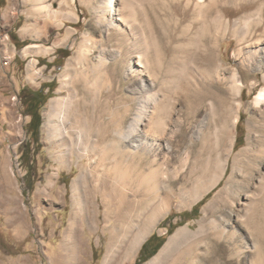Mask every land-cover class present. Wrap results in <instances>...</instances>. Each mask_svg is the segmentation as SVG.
Listing matches in <instances>:
<instances>
[{
    "label": "bare ground",
    "instance_id": "6f19581e",
    "mask_svg": "<svg viewBox=\"0 0 264 264\" xmlns=\"http://www.w3.org/2000/svg\"><path fill=\"white\" fill-rule=\"evenodd\" d=\"M131 1L126 2L127 16L120 12L116 0H101L96 8L99 23L107 31L115 29L120 41L128 43L127 53L90 46L85 39L78 57L61 75V89L68 90L69 95L53 99L45 114V134L58 164L67 166L72 155L80 159L81 172L72 182L73 218L66 235L73 255L69 264H82L80 235L85 233L82 227L86 219L98 212L97 199L108 215L114 213L106 229L110 241L101 264L130 263L152 228L169 212L171 196L179 190L183 199L188 197L186 187L176 189L183 178H172L170 164L165 166L160 159L170 153L172 142L180 147L189 143L188 150L198 143L205 147L212 139L216 157L209 166L211 180L206 186L198 179L197 187L189 194L193 202H199L217 188L213 199L204 208L196 229L190 225L179 229L147 264H245V250L253 253L251 264H264V121L249 120L247 145L234 152L236 138L231 132L243 106L239 98L244 83L240 70L222 71L218 64L222 25L218 7L222 0H200L192 8L190 1L185 4L182 20L186 22L190 16L193 19L183 35L192 33L196 21L212 17L209 33L202 34L199 27L190 37L189 45L198 42L201 53L190 51L189 59L175 54L170 61L168 54L159 52L156 46V32L149 22L151 13L141 9L146 27L138 29ZM50 13L56 14L52 10ZM253 45L244 46V61H256L255 68L263 71L264 47L254 52ZM91 47L98 54L88 69ZM128 55L134 57H124ZM120 59L126 64L123 78L128 82L129 96L114 73L115 64L110 65ZM197 59L201 67L196 65ZM74 82L77 91L72 87ZM179 92L186 96L180 121L172 118L174 96ZM263 102L264 89L255 105ZM206 104L209 113L204 112ZM216 116L219 125L211 132ZM169 125L179 126L172 141L165 140ZM224 179L226 184L218 188ZM241 197L243 204H239ZM239 227L249 230L251 241L239 232ZM202 245L208 248L201 251Z\"/></svg>",
    "mask_w": 264,
    "mask_h": 264
},
{
    "label": "rangeland",
    "instance_id": "374dc122",
    "mask_svg": "<svg viewBox=\"0 0 264 264\" xmlns=\"http://www.w3.org/2000/svg\"><path fill=\"white\" fill-rule=\"evenodd\" d=\"M127 1L116 0L120 12L125 16L128 15ZM188 1L191 2L192 8L200 0L131 1L135 6L134 20L139 24L138 29L146 27L141 16L142 10L151 13L148 21L156 32V46L159 52L163 50L168 54V61L175 54L189 59L190 51L201 53L198 42V46L189 45L192 42L190 37L199 27L203 29L202 34L209 33L208 22L212 17L196 21L192 33L183 35V30L193 19L190 16L186 22L182 20V12ZM100 2L101 0H41L38 3L34 0H0V264H69L73 260V255L67 247L66 235L73 218L72 182L81 172L80 159L72 155L70 164L60 166L55 159L52 143L46 137L44 123L52 100L69 95L68 90L61 89V75L66 71L68 63L76 60L85 39L89 40L90 46L98 45L104 49L127 53L128 43L120 41L122 38L116 30L107 31L105 25L99 23L96 8ZM202 2L209 3L210 0ZM218 9L222 15V29L220 28L218 34V64L222 66V71L240 70L244 83L242 96L239 98L243 106L239 121L232 127L231 132L232 137L236 138L234 152H237L247 145L249 120L264 121V102L260 106L255 105L257 96L264 89V70L255 68L256 61L253 64L244 61V53L247 51L245 45L253 43L251 50L254 52L264 47V0H222ZM50 10L56 14L52 15ZM26 44L32 46L26 49ZM59 47H66L63 50L69 56L66 57L60 52ZM55 50L57 51L54 53ZM57 54L65 58L60 63H55L56 66L52 69L41 68L42 64H45L43 57ZM97 54L91 47L90 61L86 63L88 69ZM130 56L134 57H124L129 59ZM150 57H153L152 53ZM200 61L197 59L196 65L201 67ZM112 64H115L114 73L118 74L119 80L123 82L124 93L129 96L128 82L123 78L126 64L122 59L110 63ZM76 83L74 82L72 87L77 91ZM43 84L51 86L53 91L48 95L50 98L46 104L41 107L42 126L40 142L37 144L28 132L31 117L25 115L22 94L39 89ZM48 92L49 89L46 93ZM185 98L183 92L174 96L176 106L172 118L179 121L183 118ZM207 104L204 112L209 113ZM218 125L219 119L216 116L211 125V132ZM167 129L165 140L172 141L173 132L179 130V126L169 125ZM211 141L207 142L205 147L198 143L195 148L188 150L186 148L189 143L181 148L178 143L172 142L170 153L160 159L165 166L170 164L172 178L177 175L178 178H183L176 189L186 187L188 197L183 199L179 190L171 196L169 212L159 219L145 240L147 242L152 235L157 234L163 241L162 246L155 254L156 242L151 243L144 253L145 261L142 264H147L156 257L179 229L187 225L196 229L198 221L202 219L203 210L213 199L217 188L209 193L211 195L208 198L206 197L209 194L199 202H193V196L189 193L197 187L198 179L206 186L211 180L209 166L216 157L211 148ZM234 156L233 153L229 157L228 174L231 173ZM83 162L87 163L88 160ZM184 166L185 170L182 168ZM225 184L224 179L218 188ZM97 202L95 204L98 212L94 217L86 219L82 227L85 233L80 235L83 246L80 255L82 264H101L110 241V231L106 229H109V223L113 222L111 218L114 213L108 215L100 199H97ZM201 202L197 211L191 213ZM243 203L244 198L241 197L239 204ZM98 204L100 210H97ZM185 212L187 218H182L181 215ZM232 221H236V217H233ZM170 227L173 228L171 234L168 233ZM239 232L251 241L249 230L239 227ZM141 248L128 264L136 263ZM207 248V245H202L201 251ZM153 254L155 255L152 256ZM252 257V251L245 250L244 263L251 264Z\"/></svg>",
    "mask_w": 264,
    "mask_h": 264
},
{
    "label": "trees",
    "instance_id": "16d2710c",
    "mask_svg": "<svg viewBox=\"0 0 264 264\" xmlns=\"http://www.w3.org/2000/svg\"><path fill=\"white\" fill-rule=\"evenodd\" d=\"M68 56L69 55H67L66 57H68ZM47 88L49 89V92L47 94H44L45 90ZM52 91H53V88H51V86H47V85L43 84L42 87L40 88V90L37 92L32 91L28 94L27 93H24V95L22 94V97L24 99V105H25V115L31 117V120L28 124V132L31 134L35 143H37V144H39V142H40V129L42 126L41 107L44 104H46V102L50 98V96L48 97V95L50 93H52ZM210 195L211 194H209L206 198H208ZM202 202L199 203L193 209V211L191 213L194 214L197 211V207L200 206L202 204ZM181 216H182V218H187L186 217L187 212L183 213ZM172 229L173 228L170 227L168 229V233H170V234L173 233ZM153 242H156L154 249H155V254L157 253V251L161 248L163 241L161 240V237H159L157 234H154L142 246V248L139 252L138 260L136 261L135 264H142L145 261V260H143L144 253L146 252V249L148 248V246ZM155 254H153L152 256H154Z\"/></svg>",
    "mask_w": 264,
    "mask_h": 264
},
{
    "label": "crops",
    "instance_id": "0c3cea01",
    "mask_svg": "<svg viewBox=\"0 0 264 264\" xmlns=\"http://www.w3.org/2000/svg\"><path fill=\"white\" fill-rule=\"evenodd\" d=\"M30 46H32V45H26V49L27 48H30ZM59 51L61 52L62 51V53L65 55V56H67L66 55V51H64L63 49H66V47H59ZM57 50H55L54 51V53L56 52ZM53 54V53H52ZM31 57H34V56H32V55H30ZM65 56L64 57H59L58 56V54L57 55H52V56H50V57H43V62L45 63V64H42V67L41 68H54V65H55V63H60L61 62V60L63 59V58H65ZM18 57H20V55H18ZM56 66V65H55ZM41 88V87H40ZM40 88L39 89H36V90H34L33 92H37V91H39L40 90ZM47 90H48V88L45 90V93L44 94H47L46 92H47Z\"/></svg>",
    "mask_w": 264,
    "mask_h": 264
},
{
    "label": "water",
    "instance_id": "95a60500",
    "mask_svg": "<svg viewBox=\"0 0 264 264\" xmlns=\"http://www.w3.org/2000/svg\"><path fill=\"white\" fill-rule=\"evenodd\" d=\"M145 242H146V241H145ZM145 242H144V243H145ZM144 243H143V244H144Z\"/></svg>",
    "mask_w": 264,
    "mask_h": 264
}]
</instances>
